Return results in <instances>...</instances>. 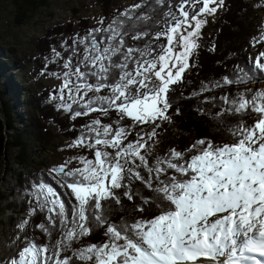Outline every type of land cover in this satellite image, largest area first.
Masks as SVG:
<instances>
[{
  "label": "snow or ice",
  "instance_id": "1",
  "mask_svg": "<svg viewBox=\"0 0 264 264\" xmlns=\"http://www.w3.org/2000/svg\"><path fill=\"white\" fill-rule=\"evenodd\" d=\"M198 3L202 7L190 16L185 5L195 9ZM223 4L224 0H180L179 16L171 9L162 14L156 39L166 36L168 46L160 45L163 54L155 56L151 50H125L127 29L120 30L122 20L88 33L79 41L85 46L86 55L79 61L85 70L69 60L62 65L67 71L48 73L63 78L59 95L50 96V101H58L55 107L72 113L73 119L118 112L117 124L130 118L136 127L149 125L153 130L147 133L148 140H153L158 122L170 118L172 86L183 82L189 57L199 47L197 38L207 21L198 17L215 14ZM185 25L192 29L186 35L181 34ZM102 32L109 34L107 40L112 43L102 46L97 38ZM174 41L182 49L175 54ZM60 55L55 52L56 57ZM262 58L264 52L255 58V67L264 70ZM89 77L94 83L88 82ZM243 79L238 78L240 83ZM149 81L153 86L149 87ZM233 82L225 79V83ZM103 90H109L110 95H88ZM230 102L231 112L242 114L239 122L227 128L231 143L200 139L191 149H172L154 163L147 151H141L148 147L143 135L129 141L131 126L113 128L100 119L93 120L87 130L95 134L94 143H86L81 136L70 147L91 149L94 160L80 157L82 168L66 170V165H61L50 170L60 177L57 183L61 187L71 190L76 201L71 212L51 185H35L40 209L55 212L50 220L66 229L63 239L43 247L30 243L10 264H215L225 256L223 264H264V91ZM246 118L253 123L249 125ZM142 170L148 177L141 174ZM137 181L151 190L150 196H142L135 189ZM122 196L128 201L139 197L149 206L137 205L134 211L155 207L158 214L150 219L109 221L105 207L110 201L120 205ZM93 224L102 227L107 242L75 251V259L63 255L71 242L90 234ZM38 227L52 235L45 224Z\"/></svg>",
  "mask_w": 264,
  "mask_h": 264
},
{
  "label": "rangeland",
  "instance_id": "2",
  "mask_svg": "<svg viewBox=\"0 0 264 264\" xmlns=\"http://www.w3.org/2000/svg\"><path fill=\"white\" fill-rule=\"evenodd\" d=\"M179 3L180 0H147V2L146 0H48V5L34 10L30 9L23 22L19 23L16 19L18 12L15 1L0 0V93L1 101H9L11 106L9 116L3 111L2 122L5 124L10 122L16 130H24L27 119L25 104L28 96L39 97L40 101L45 100L55 107L58 101H50L49 98L59 95L58 89L63 85V78H57L48 73L67 71L62 65L69 60L73 65L79 64V61L86 55L85 46L82 48L79 41L96 29H107L113 21L122 20L120 30L127 29V34L124 36L125 50L131 47L141 51L151 50L153 56L163 54L160 52V45L167 47V39L166 36L160 37L159 40L156 39V33L160 30L157 27L162 24V14L168 12L169 9L179 16ZM226 3L227 0H224L223 6L219 7L215 14H203L198 17L205 19L207 23L197 38L199 47L194 55L189 57V68L183 74L186 81L192 82L189 75L196 64L199 50L206 37L216 31V24L222 18ZM245 3L251 7L246 10L245 14L246 22H250L249 36L251 38L247 36V47L250 49L248 58L253 60L256 55L259 56L261 52H264V42H262L264 41V0H245ZM137 5L140 7H135ZM212 6L215 5H210ZM185 7L191 16L193 11H198L199 7H202V3H198L195 9L191 7V4H186ZM129 10L132 11L125 17L124 14ZM85 18L89 19L87 25H84L82 21ZM77 21L80 25L72 27L73 35L68 34L70 27L67 23ZM191 23L194 26L195 22L191 21ZM190 30L192 29L185 25L181 29V34L186 35ZM108 35L107 32L100 33L99 40L102 46L112 43L107 40ZM134 35H140L142 39H132ZM68 37H73L71 41L75 49V51L70 50V58L64 57L65 50L61 48ZM9 48L14 49L15 53H10ZM181 50L174 41L173 53ZM55 52H60V57H56ZM7 54L13 58L11 63L8 62ZM23 64L25 66H22ZM79 66L85 70L83 64ZM130 67L134 66L130 65ZM88 82L94 83V80L89 77ZM148 83L149 87L153 86L152 81ZM194 85L195 83L187 90L192 89ZM65 94L67 95V90ZM88 95L89 97L107 96L110 95V91L103 90L101 93H89ZM73 107L80 110L77 105ZM49 111L51 110L46 112L47 115ZM60 111L63 112V110ZM40 112L42 113L39 111V114H36L37 125H43L40 130L38 129L39 137L34 134V137L26 135L24 138V143L28 146L24 150V162H21L19 157L21 148L14 144L16 132L6 128L7 144L4 152L0 153V262L2 264H10V260L18 259L19 252L32 242L34 236L31 230L32 214L34 204L39 205L40 201L36 198V184L31 176L45 171L57 182L60 177L50 172L52 168L66 165V170H74L83 167L80 157L94 160V153L91 149L80 146L70 147L81 136L86 138V143H94L95 134L87 130V126L93 120L100 119L102 124H111L113 128L120 126L130 128L131 126L132 135L129 136V141H135L139 139V135H143L148 147L141 151L142 153L147 151L148 156H162L169 150V146L165 145L162 137V135L167 137L170 133L171 126L170 122L167 123L168 120L159 121V126L155 128L157 135L153 140H148L147 133L153 130L151 126L136 127L130 118L120 120L117 124L119 113L115 111L109 116L90 113L75 119L72 118V114L71 121L62 127L54 122L45 125V121H41ZM31 113L35 112L31 111ZM19 189L23 190V194H19ZM15 200L16 203L20 201L23 203H17L14 215H11L7 205ZM70 203L73 208L76 201L70 200ZM22 219L27 221L23 228L20 227ZM48 241L50 242L48 245H52L54 237L49 238Z\"/></svg>",
  "mask_w": 264,
  "mask_h": 264
},
{
  "label": "trees",
  "instance_id": "3",
  "mask_svg": "<svg viewBox=\"0 0 264 264\" xmlns=\"http://www.w3.org/2000/svg\"><path fill=\"white\" fill-rule=\"evenodd\" d=\"M14 1L18 12L16 19L19 23L23 22L30 9L34 10L40 6L48 5V0ZM226 4L222 18L216 24V31L209 37H206L204 44L199 50L196 64L189 75L192 82L184 79L182 83L172 86L174 91L170 97L171 107L168 113L170 118L167 121V123L170 122V133L167 134V137L162 135L163 140H165L163 142L169 146V150L162 156H148V159L153 163L155 158H164L172 149L182 152L191 149V146L200 139L210 140L215 144L231 143L232 140L227 136V128L239 122L242 119V114H233L231 112L232 104L230 101L232 99L238 100L241 95L245 98H250L256 92L264 91V71L254 68L252 62L247 59V55L249 54H247L249 52L247 36H249L250 32V22H246L245 12L247 9H251V7L245 3V0H227ZM82 21L85 23L84 25H87L89 19L85 18ZM78 25H80L79 21L67 23V26L70 27L68 34L73 35L74 30L72 27ZM160 26L157 28L160 29ZM71 38L73 39V37H68L61 47L65 50L63 55L66 58H70L69 52L73 51L74 48ZM97 38L98 40L101 38L100 34L97 35ZM249 38L251 37L249 36ZM83 47L84 45L82 44ZM8 50L12 54L15 53V50L12 48ZM7 57L9 59L8 62L11 63L13 59L11 55L7 54ZM22 66H25V64ZM240 69H243V72L239 71ZM239 77L244 78L243 83L239 82ZM226 78L234 82L231 84L225 83ZM194 83V87L187 90ZM216 85H219V87ZM1 98L2 95L0 93V153L4 152L6 148L7 139L5 132L7 128L10 131L16 132L14 144L22 150L19 155L21 162L25 161L23 154L27 146L24 143V138H26V135L34 137V134L39 137L38 129L40 130L43 126L37 125L36 122V114H39V111H42V113L40 112V118H42L41 121H45V125L54 122L62 127L71 121L72 113L61 112L52 106L51 103L45 100L44 102L40 101L39 97L28 96L25 104L27 106L25 110L27 116L25 129L16 130L10 122H7V124L2 122L3 111L9 116L11 114V106L9 101H1ZM224 98H228V102ZM46 107L47 111L51 110L48 112V115L46 114ZM31 111L35 113H31ZM246 119L249 125L253 123L252 119ZM141 174L148 177L146 170H142ZM31 177L35 184L45 182L51 185L61 200L65 202L66 210L71 212L72 205L70 200L75 201V198L71 195L70 189L66 187L61 188L60 184L52 176L46 174L45 171L38 172L36 176ZM134 187L142 196L148 197L151 194V190L142 186L139 181L135 182ZM121 199L122 203L120 205L110 201L105 207L104 211L109 221L119 223L122 218L129 221L150 219L158 214V210L155 207H151L150 210H146L145 212L134 211V206L137 205L143 206L146 209L149 208V206L143 205V201L139 197L133 201H128L123 196ZM54 215L55 212H48L46 209L42 211L38 204H34L31 230L44 244L51 237H54V241L63 239V233L66 229L63 225L56 224L54 226L50 220V217ZM39 224H45L51 230L52 235L50 236L48 233L43 232L38 227ZM105 242H107V237L104 235L102 227L93 224L90 234L71 242V247L63 255L75 259L73 256L75 251L86 248L94 243L103 244ZM76 264H85V262L76 261Z\"/></svg>",
  "mask_w": 264,
  "mask_h": 264
},
{
  "label": "built area",
  "instance_id": "4",
  "mask_svg": "<svg viewBox=\"0 0 264 264\" xmlns=\"http://www.w3.org/2000/svg\"><path fill=\"white\" fill-rule=\"evenodd\" d=\"M31 243H35V244H37L38 246L43 247V245H41V243L39 242V240H38L36 237H34V236H33V239H32V242H31Z\"/></svg>",
  "mask_w": 264,
  "mask_h": 264
},
{
  "label": "bare ground",
  "instance_id": "5",
  "mask_svg": "<svg viewBox=\"0 0 264 264\" xmlns=\"http://www.w3.org/2000/svg\"><path fill=\"white\" fill-rule=\"evenodd\" d=\"M243 238V237H242ZM225 257H220L218 262H215V264H223V261L225 260Z\"/></svg>",
  "mask_w": 264,
  "mask_h": 264
}]
</instances>
